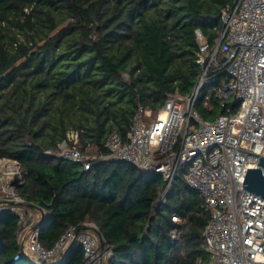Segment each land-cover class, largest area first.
<instances>
[{
	"label": "trees",
	"instance_id": "trees-1",
	"mask_svg": "<svg viewBox=\"0 0 264 264\" xmlns=\"http://www.w3.org/2000/svg\"><path fill=\"white\" fill-rule=\"evenodd\" d=\"M231 1L0 0V158L19 165L16 191L25 216H36L19 224L10 208L0 210V264H82L74 243L50 260L19 254L17 231L38 223L49 247L70 225L88 229L84 222L96 225L111 250L107 264H210L203 236L209 211L183 170L159 204L157 172L101 158L82 169L56 153L75 131L80 150L105 154L108 135L125 138L138 106L157 113L168 95L192 92L200 75L195 32L213 43ZM226 107L237 103L222 106L213 94L206 105L195 103L208 120Z\"/></svg>",
	"mask_w": 264,
	"mask_h": 264
},
{
	"label": "built area",
	"instance_id": "built-area-1",
	"mask_svg": "<svg viewBox=\"0 0 264 264\" xmlns=\"http://www.w3.org/2000/svg\"><path fill=\"white\" fill-rule=\"evenodd\" d=\"M220 22L213 43L200 30L195 32L200 75L192 92L168 95L157 113L138 106L125 138L115 131L108 135L105 154L80 150L75 131L67 132L56 154L79 163L82 169L101 158L157 172L164 183L159 204L171 194L175 176L183 170L184 180L199 192L209 211L203 236L210 264H264V198L242 188L246 169L256 167L258 157L264 155V0H232L222 7ZM220 68L225 78L212 86ZM211 94L222 106L233 101L237 107L233 111L226 107L227 113L205 119L195 103L201 98L206 105ZM0 199V210L10 208L23 224L25 213L17 210L23 199L16 186H10ZM171 219L183 221L175 214ZM84 225L88 229L81 231L68 226L49 247L31 228L19 254L50 260L72 242L82 248V264H107L111 250L101 246L94 223ZM176 234L171 231L172 236ZM17 238L21 240L20 229Z\"/></svg>",
	"mask_w": 264,
	"mask_h": 264
},
{
	"label": "water",
	"instance_id": "water-1",
	"mask_svg": "<svg viewBox=\"0 0 264 264\" xmlns=\"http://www.w3.org/2000/svg\"><path fill=\"white\" fill-rule=\"evenodd\" d=\"M242 188L255 193L262 198H264V155L258 157L257 166L254 168H247L243 181ZM38 223L33 226L32 229H36ZM100 244L103 246V240L99 237ZM23 242H21L20 247L22 248ZM72 245V242L67 248Z\"/></svg>",
	"mask_w": 264,
	"mask_h": 264
},
{
	"label": "rangeland",
	"instance_id": "rangeland-1",
	"mask_svg": "<svg viewBox=\"0 0 264 264\" xmlns=\"http://www.w3.org/2000/svg\"><path fill=\"white\" fill-rule=\"evenodd\" d=\"M5 159L7 158H0V160H5ZM8 160L11 161L10 163H12L13 166L17 168V170L15 171L14 176H12L11 178L10 177L8 178L7 176H4L6 174V171L4 172L3 169H0V195H4L9 190L10 186H17L18 184L22 182V173H21V169L19 165L12 162L13 160L11 159H8ZM24 209L25 207L23 205L17 207V210L23 215H24ZM29 212L30 213H28L26 216L24 215L26 219L29 217V214L35 215V213L32 210H30ZM20 230H21V241L23 239L26 241L27 235H25V233L28 232L27 227L25 226L24 228H20Z\"/></svg>",
	"mask_w": 264,
	"mask_h": 264
},
{
	"label": "bare ground",
	"instance_id": "bare-ground-1",
	"mask_svg": "<svg viewBox=\"0 0 264 264\" xmlns=\"http://www.w3.org/2000/svg\"><path fill=\"white\" fill-rule=\"evenodd\" d=\"M0 169H3L4 172L6 171V174L4 176H7L8 178L10 176H14L16 168L13 166L12 163H10L9 161H0Z\"/></svg>",
	"mask_w": 264,
	"mask_h": 264
}]
</instances>
